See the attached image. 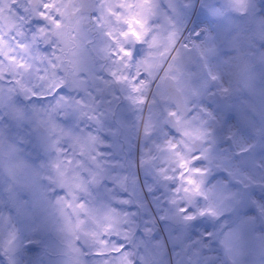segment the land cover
<instances>
[{
    "label": "rangeland",
    "instance_id": "374dc122",
    "mask_svg": "<svg viewBox=\"0 0 264 264\" xmlns=\"http://www.w3.org/2000/svg\"><path fill=\"white\" fill-rule=\"evenodd\" d=\"M68 1L72 0H54L62 23L51 35L61 41L59 60L64 65V75L78 86L82 84L78 79L82 70H88L90 76H99L100 70L104 73L103 67L112 51L108 40L96 37L101 29L89 24L87 16L68 15ZM259 2L264 6V0ZM38 3L39 0L32 4L33 11ZM123 3L124 0L96 3V12L102 9V30L119 32V38L122 20L127 15L134 18L138 29L135 34L140 39L149 32L148 21L159 18L160 24L154 26L153 42L157 46L165 45V52L175 43L174 34H171L172 43L169 35H165L172 30L173 22H180L182 33L187 30L191 39L203 29L199 40H195L203 42L191 52L174 54L166 72L176 79L187 112L195 108L197 116L202 110L221 118L223 128L211 121L204 125L197 117L196 122L187 120L183 130L189 133L193 143L196 139L203 140L208 127L219 128L213 160H200L194 166L210 169L207 187L232 194V200L219 219L197 216L193 221H177L172 200L178 181H165L161 165L169 167L165 161L171 150L164 146L166 139H179V133L171 125L166 127L163 120L157 123L161 113L151 104L134 107L119 87L114 97L103 78V83L99 79L91 82L95 90L86 83L75 90L65 88L55 97L46 91L31 99L14 96L12 104L28 116L20 119L12 114L6 102L0 104V264H109L113 257L98 255V251L118 252L120 248L124 254L118 257L119 264H129L130 254L137 264H241L226 238L242 221L251 238V252L245 257L247 264H264V244L257 238L264 233V213H261L264 208V15L256 12L258 0H138L132 13L123 8ZM10 7H14L12 0H0V29L5 33L17 23ZM77 8L78 4L71 6L72 11ZM117 9L120 14L113 15ZM78 31L82 32L77 37L83 40L80 44L73 39ZM89 39H95V44H90ZM136 48L143 56L144 45L136 44ZM8 52L7 40L0 41V53ZM44 55L41 51L40 56ZM154 63L163 61L154 55L145 68ZM206 63L218 77L215 82L206 78ZM5 70L15 72L16 66L9 63ZM48 79H53L52 74ZM100 84L106 88L103 97ZM77 92L94 99L99 95L96 100L99 111L90 113L93 119L68 113L61 114L57 120L65 129L84 132L99 141V171L95 173L98 179L78 195L88 208L112 210L107 213L95 210L98 220L106 227L127 224L126 229L120 230L121 235L111 236L118 246L116 249L97 250L87 246L94 243L90 230L82 235L84 241L80 247L85 250L79 252L75 237L84 230L77 227L75 213L70 216L67 204L57 202L67 195L66 190L48 179L51 172L52 180L70 188L79 183L66 165L60 171L51 168L56 159L38 127V118L59 96L79 99ZM164 94L160 86L157 95L165 99ZM210 94L214 98L219 96V100L207 102L205 98ZM166 101L167 98L165 103L170 104ZM229 131L232 140L225 138ZM249 144L254 145L250 151L238 154L240 148ZM90 146V141L80 143L81 151ZM162 147L169 156L160 155ZM157 156L160 158L156 159ZM42 164L48 165L41 168ZM189 176L196 178L194 172ZM188 178L185 176V180ZM198 205L190 207V212L204 208L205 201L199 199Z\"/></svg>",
    "mask_w": 264,
    "mask_h": 264
},
{
    "label": "snow or ice",
    "instance_id": "6c2138e0",
    "mask_svg": "<svg viewBox=\"0 0 264 264\" xmlns=\"http://www.w3.org/2000/svg\"><path fill=\"white\" fill-rule=\"evenodd\" d=\"M138 0H124L123 8L128 12H134L137 7ZM12 5L9 11L17 21L16 26L8 32H3L0 29V41L7 40L9 44V52L7 55L0 53V104L7 103L11 108L13 115L20 119H26L28 114L12 104L14 96H24L29 99L42 93H52L53 97L63 92L65 88L78 89L88 83V72L78 74V79L82 81L80 85H74L64 75V65L59 60L62 54L61 41L52 36L51 33L54 28H58L62 23V17L57 10V5L54 0H39L35 10L32 9V0H12ZM256 12L259 15H264V6L258 0ZM120 14V9L117 13ZM87 19L89 24L96 29H101L96 33V37L102 36L110 42L113 51L108 58V72L115 86L122 89L128 98L130 104L135 106H142L151 104L154 108L159 109L161 115L157 119V123L163 120L165 126H173L179 133V139L168 140L166 139L164 146L171 150V155L164 150V147L159 149L161 156H169L165 163L169 167L165 168L164 164L161 165V175L165 181L172 180L178 181L174 187L172 204L174 206V217L177 221H193L197 216H210L214 219H219L226 211L227 205L232 200V194L216 188H208L206 178L210 169L202 167H195V163L200 160H207L211 162L214 156V146L217 142V131L223 128L221 118L214 113H207L201 110V115L197 116L195 108L189 109L184 119L196 122L197 117L202 119L204 125H208L209 121L217 127H208L206 136L200 147H195L189 140V133L179 127L178 117L175 105L166 104L161 101L153 91L152 85L156 84V90H159L160 80L163 78L161 73L167 71L168 66L174 59V54L181 52H191L194 48L198 47L193 39H185L182 35L180 22H173L171 29L173 32L165 33V35L174 34L176 39L172 44L170 51L165 52V45H155L153 42V35L156 31L155 25L160 24L159 18H154L148 21L149 32L142 39L137 38L135 33L138 32L134 18L127 15L123 18L120 32V39L117 41L113 39L111 32L103 31L102 26V9L99 8L98 12H87ZM36 24L37 27L33 28L32 25ZM30 29V31H25ZM201 33H196L199 37ZM90 44H95V39H89ZM136 44L144 45L145 52L139 59L134 57L133 46ZM43 45V49L41 48ZM41 51L45 53L40 56ZM154 55L160 57L163 61L158 72H150L142 70V67L148 63L149 59ZM39 57V58H38ZM13 63L16 66L15 72L5 70V66ZM206 78L208 82H215L218 77L213 74L212 68L207 63ZM49 74H52L53 79H48ZM79 99H73L71 96H59L57 102L48 109L43 116L39 117L38 127L41 129L43 139L46 144L53 150L52 156L56 159L51 168L60 171L63 166H67L69 174H75L79 183L75 188H70L62 182L51 179L52 173H49V180L66 190L67 195L58 200L57 202L65 203L68 206L70 216L75 213V222L78 228L84 230L83 233L75 237L76 247L82 253L85 249L81 248L82 235L89 233L93 237L94 243L87 246L100 250V249H116L118 246L113 243L111 236L113 233L121 235V229H126L127 224L121 223L118 228H108L102 224L95 214V210L99 209L100 212L107 213L112 210L95 207H86L82 202L78 193L87 191L91 188L92 184L96 182L98 176L95 175L99 171V158L97 156L98 139L88 136L84 132H75L67 130L62 127L57 120L61 114L67 115L68 113H80L87 119H93V115L99 111L100 106L96 104L99 95L94 98L91 96L85 97L83 93L77 92ZM98 118V117H97ZM210 137V138H208ZM232 140V132L229 131L225 137ZM82 141H90L91 146L86 151H81L80 143ZM254 145L249 144L239 149L238 154L250 151ZM199 153V155L197 154ZM160 157H156L159 159ZM174 161V162H173ZM48 164H42L40 167L44 168ZM188 169V171H185ZM190 172L196 174L193 179L189 176ZM171 173V174H169ZM177 173H180L177 178ZM185 176L189 178L185 180ZM91 178V183L89 179ZM191 186V187H189ZM199 199L205 201V207L199 208V211H191L190 207L198 205ZM264 213V208L261 209ZM247 218L246 220H252ZM258 239L264 244V233L260 234ZM251 238L248 235V229L245 221H242L239 226L230 231L226 238V243L230 250H235L241 260V264H247L245 257L250 254L249 248ZM124 254L123 248L113 252H100L101 256H112L113 259L109 264H119L118 257ZM129 264H137L130 254L128 257ZM143 261V258H142Z\"/></svg>",
    "mask_w": 264,
    "mask_h": 264
},
{
    "label": "flooded vegetation",
    "instance_id": "af4514ba",
    "mask_svg": "<svg viewBox=\"0 0 264 264\" xmlns=\"http://www.w3.org/2000/svg\"><path fill=\"white\" fill-rule=\"evenodd\" d=\"M82 16V15H81ZM85 15H83L82 17H84ZM89 27H91V25L89 26ZM170 32H173L172 30H170ZM185 33V35H187V36H183L185 39H191V38H189L188 37V31L186 30V32H184ZM184 33H182V35L184 34ZM81 34H82V32L81 31H78V34L76 33V35L73 37V39L74 40H76L77 39V37H79V36H81ZM112 35H113V39H116L117 41H119V37H118V33L117 32H115V33H112ZM173 38H174V35L172 36L171 34L169 35V40H171V43H172V41H173ZM175 39H176V37H175ZM78 40V39H77ZM82 41L83 40H81V39H79L78 40V42H79V44L80 43H82ZM109 42V41H108ZM109 44H110V42H109ZM110 47V49H111V51H113V49H112V47H111V45L109 46ZM91 50H93L92 49V47H91ZM133 51H134V54H136V59H138V57H140L142 54L139 52V50L136 48V45H134L133 46ZM142 57V56H141ZM109 63V62H108ZM108 63H105V67H103V70H104V73H103V71H99V76L98 75H95V74H93L92 76H90V73H89V71L88 70H82V71H84V72H88L89 74H88V85H90L92 88H93V83H91L92 81L93 82H98V79L99 80H101L102 81V83H103V80H102V78L104 79V81H105V83H106V85L108 86V88H110L111 90H112V94H113V96L114 97H116V95H115V89H117V87L118 86H115V84H114V81L112 80V78L110 77V75H109V72H108V67H106V64H108ZM154 65V70L152 69V66ZM160 66H161V64L159 63V64H152V65H148V69H146L145 68V65L142 67V70H146V71H150V72H153V73H155V72H158L159 71V68H160ZM161 76L163 77L161 80H160V82H159V84H160V86H163V91H164V95H166V97H165V99H163V98H161V97H159V99L161 100V101H164L165 102V100H166V98H167V94H166V92H165V80H166V78H168V79H172L173 80V83H174V85H175V87L178 89V90H180V93H181V95H182V97H183V101H184V99H185V97H184V95H183V93H182V91H181V89L179 88V86L177 85V81H176V79L174 78V76L173 75H171V74H169V73H167V72H165V73H161ZM100 87H101V96L103 97L104 96V94H106V88H105V86L102 84V86H101V84H100ZM152 88H153V91L155 92L156 91V94H157V90H156V84H153L152 85ZM92 90H95L94 88L92 89ZM90 92V91H89ZM158 96V95H157ZM112 97V96H111ZM118 100V97L116 98V99H113V102H116ZM112 102V103H113ZM166 102H168V101H166ZM184 103H185V101H184ZM120 103H118V105H119ZM178 113V112H177ZM186 113H187V107H186V104H185V115H186ZM179 115H178V117H176V118H174V119H176V120H178V122H179V127L180 128H182V129H185V127L187 126V123H186V121L187 120H185L184 119V117L185 116H182V114H180V113H178ZM175 131V130H174ZM175 132H177L178 133V131L176 130ZM199 155V154H198ZM4 257V256H3Z\"/></svg>",
    "mask_w": 264,
    "mask_h": 264
},
{
    "label": "water",
    "instance_id": "95a60500",
    "mask_svg": "<svg viewBox=\"0 0 264 264\" xmlns=\"http://www.w3.org/2000/svg\"><path fill=\"white\" fill-rule=\"evenodd\" d=\"M36 1L37 0H32V4H34ZM76 3H78L79 8L76 11H72L71 6L72 4H76ZM95 7H96V0H72V3L71 2L67 3V11L70 17H73L78 12L82 14H87L88 11L95 12ZM165 92L167 94V101L175 105L176 111L178 113L182 114V116H185V104L183 101V97L180 91L175 87L172 79L166 78ZM213 96H214L213 94L207 95L205 100L207 102L215 101L217 99L219 100V96L216 95L217 98H214ZM202 142L203 140L196 139L192 144H194L195 147H200V144ZM227 261H229L228 258Z\"/></svg>",
    "mask_w": 264,
    "mask_h": 264
}]
</instances>
